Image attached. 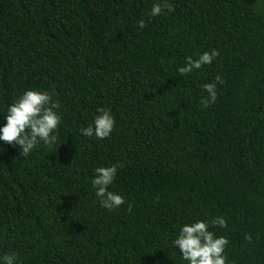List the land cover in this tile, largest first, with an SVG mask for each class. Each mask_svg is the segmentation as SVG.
I'll use <instances>...</instances> for the list:
<instances>
[{
    "label": "trees",
    "instance_id": "obj_1",
    "mask_svg": "<svg viewBox=\"0 0 264 264\" xmlns=\"http://www.w3.org/2000/svg\"><path fill=\"white\" fill-rule=\"evenodd\" d=\"M160 2L0 0V128L27 90L52 94L61 117L57 142L27 156L0 141V257L189 264L173 241L205 221L228 239L227 264H264V0H168L175 11L150 16ZM98 108L115 119L103 140L80 131ZM113 164L109 191L126 202L109 211L91 181Z\"/></svg>",
    "mask_w": 264,
    "mask_h": 264
},
{
    "label": "clouds",
    "instance_id": "obj_2",
    "mask_svg": "<svg viewBox=\"0 0 264 264\" xmlns=\"http://www.w3.org/2000/svg\"><path fill=\"white\" fill-rule=\"evenodd\" d=\"M175 11L174 6L168 3V0H162L160 3L152 5L150 16L156 17L164 11ZM140 29L146 27L144 20L137 21ZM219 56L215 49L211 52H204L198 59L191 56L186 57L185 65L178 69L181 76L188 75L193 70H199L203 65H210L213 60ZM222 78L217 75L214 82L207 83L203 86L208 96L200 101L204 108L214 104L217 100V84H223ZM60 104L52 101V94L47 91L27 90L16 102L11 104L7 109L6 125L0 128V141L8 145H18L21 148L20 155H29L40 142L51 146L57 142V136L54 135L61 123V117L58 114ZM97 115L93 124L81 128V134L91 138L103 140L110 136L115 127V119L110 110L98 108ZM122 165L113 164L110 167H97L95 177L91 184L95 189V195L98 198L101 207L114 211L123 204L125 199L122 195L109 191L118 168ZM129 212L132 206L129 205ZM211 226L226 228V220L222 216L215 217L211 220ZM245 240L251 243V236L245 235ZM229 244L227 238L216 237L213 232L209 231V223L205 221H196L190 225H184L180 228L173 246L179 249L183 260L189 264H227L225 248ZM17 254H5L0 257L3 264H15Z\"/></svg>",
    "mask_w": 264,
    "mask_h": 264
}]
</instances>
